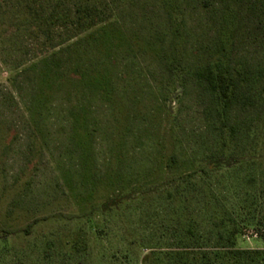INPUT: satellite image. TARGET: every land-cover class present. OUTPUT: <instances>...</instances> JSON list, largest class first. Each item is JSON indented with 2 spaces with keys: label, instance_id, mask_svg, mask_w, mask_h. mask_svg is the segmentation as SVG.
<instances>
[{
  "label": "rangeland",
  "instance_id": "rangeland-1",
  "mask_svg": "<svg viewBox=\"0 0 264 264\" xmlns=\"http://www.w3.org/2000/svg\"><path fill=\"white\" fill-rule=\"evenodd\" d=\"M226 1L90 0L108 47L65 3L0 0V264H263L264 0L232 107L196 76Z\"/></svg>",
  "mask_w": 264,
  "mask_h": 264
},
{
  "label": "trees",
  "instance_id": "trees-1",
  "mask_svg": "<svg viewBox=\"0 0 264 264\" xmlns=\"http://www.w3.org/2000/svg\"><path fill=\"white\" fill-rule=\"evenodd\" d=\"M57 6H61L63 3L73 11L71 17V26L76 34H80L82 31H91L95 29L98 32L100 39L103 43L112 44L116 41H122L126 39L125 33L122 31L117 23H103L98 12L89 6L90 0H54ZM243 0H229L227 3L220 2V12L218 15V23L214 33V40L210 44L208 50L203 53L202 62L196 70V76L201 80L208 91L217 100V108L219 111H226L230 109L238 96V90L241 84L244 83V73L248 69L242 65V63H233V46L235 42V35L238 30L237 18L243 12L242 8ZM260 1V0H258ZM89 6V7H88ZM56 12V11H55ZM170 18L176 22L175 27L179 25L177 23L178 15L168 11ZM58 17L63 16L62 13H57ZM44 32L45 29H40ZM42 34V33H40ZM43 36V35H42ZM1 43V40H0ZM110 46V47H111ZM161 52V50H159ZM98 76V75H97ZM98 78V77H97ZM108 78L98 79V88L100 91L108 92L109 81ZM230 161H218L214 163V166H229ZM116 200L106 203L104 206L112 205ZM227 221L225 220V223ZM231 224L228 222L226 226ZM262 221H248L246 227H253L260 229L262 227ZM31 225L29 224L24 231L30 232ZM229 241L232 245H235L237 236L240 234L237 226H231L226 230ZM6 234L10 231L5 230ZM4 237V236H3ZM0 236V239H4ZM144 251H142L143 253ZM262 256L264 264V250L256 251Z\"/></svg>",
  "mask_w": 264,
  "mask_h": 264
}]
</instances>
